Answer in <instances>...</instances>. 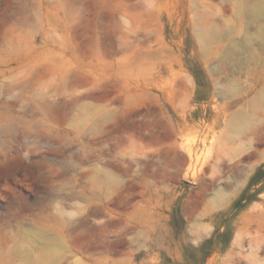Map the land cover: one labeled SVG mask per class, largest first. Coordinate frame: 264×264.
<instances>
[{"label":"rangeland","instance_id":"1","mask_svg":"<svg viewBox=\"0 0 264 264\" xmlns=\"http://www.w3.org/2000/svg\"><path fill=\"white\" fill-rule=\"evenodd\" d=\"M0 264H264V0H0Z\"/></svg>","mask_w":264,"mask_h":264},{"label":"bare ground","instance_id":"2","mask_svg":"<svg viewBox=\"0 0 264 264\" xmlns=\"http://www.w3.org/2000/svg\"><path fill=\"white\" fill-rule=\"evenodd\" d=\"M139 54V53H138ZM237 116V115H236ZM229 117V116H228Z\"/></svg>","mask_w":264,"mask_h":264}]
</instances>
